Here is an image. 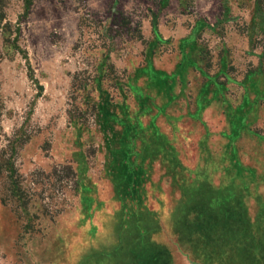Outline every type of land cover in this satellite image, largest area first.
Masks as SVG:
<instances>
[{
	"label": "rangeland",
	"instance_id": "374dc122",
	"mask_svg": "<svg viewBox=\"0 0 264 264\" xmlns=\"http://www.w3.org/2000/svg\"><path fill=\"white\" fill-rule=\"evenodd\" d=\"M0 14V264H264V0Z\"/></svg>",
	"mask_w": 264,
	"mask_h": 264
},
{
	"label": "crops",
	"instance_id": "0c3cea01",
	"mask_svg": "<svg viewBox=\"0 0 264 264\" xmlns=\"http://www.w3.org/2000/svg\"><path fill=\"white\" fill-rule=\"evenodd\" d=\"M156 106V105H155ZM158 107V108H157ZM156 108L158 109V110H160L161 111V107L158 105V106H156ZM148 109H150V107L148 108ZM152 110V109H151ZM136 124L138 125V123L136 122H134V125L136 126ZM155 125H156V123H155ZM154 129V128H153ZM159 130V129H158ZM149 135H151V133H149ZM157 137H159L160 139L162 138L163 140H164V142L161 144V145H159L160 147H161V150H166V146L168 145V143H167V135H166V133L165 132H163V131H158V133H157V135H156ZM150 139V138H149ZM149 139H146L145 141H149ZM150 141H153V138H151L150 139ZM136 147H137V145H136ZM149 158V157H148ZM159 160L160 159H158V158H156L155 160H151L150 162V164L151 165H153L154 166V164H155V162H159ZM144 162V161H143ZM149 164V165H150ZM134 165H135V163H134ZM136 166V168L137 169H134L133 170V172H134V174H133V176H132V178H131V182L129 183V190H132V191H136L137 190V188L139 187V185H140V182L139 181H141V179L139 180V181H137V179H139V177L137 176V172L136 171H139V170H141V169H143L144 170V168H143V166L142 165H140V163H139V165L138 164H136L135 165ZM155 167V169H154V173H155V175L156 174H160L161 172H162V170L161 169H158V167H156V166H154ZM161 170V171H160ZM135 194V193H134Z\"/></svg>",
	"mask_w": 264,
	"mask_h": 264
},
{
	"label": "trees",
	"instance_id": "16d2710c",
	"mask_svg": "<svg viewBox=\"0 0 264 264\" xmlns=\"http://www.w3.org/2000/svg\"><path fill=\"white\" fill-rule=\"evenodd\" d=\"M4 20H5V15H1L0 14V29H2V31L4 33H7L8 32L9 35H10V37H13L12 23H10V22L4 23ZM128 135L130 136V132H129ZM130 140H132V139H130ZM4 151L5 150L2 147H0V173L4 169L10 167V165H11V161L10 160L9 161L8 160H4V158H3ZM133 152H134V149H133ZM129 165H130V163L128 164V167H126V168H129ZM126 170H128L129 172H132V175L134 174V172H133L134 169L133 168L132 169L129 168V169H126ZM130 178H132V177H130ZM139 180H140V178L137 179V181H139Z\"/></svg>",
	"mask_w": 264,
	"mask_h": 264
}]
</instances>
